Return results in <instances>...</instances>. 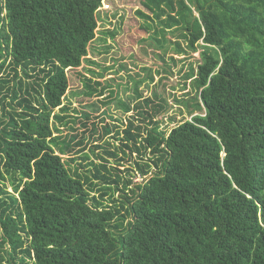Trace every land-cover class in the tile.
<instances>
[{
  "label": "trees",
  "instance_id": "obj_1",
  "mask_svg": "<svg viewBox=\"0 0 264 264\" xmlns=\"http://www.w3.org/2000/svg\"><path fill=\"white\" fill-rule=\"evenodd\" d=\"M139 1L164 71L200 52L192 118L155 92L68 137L104 0H0V264H264V0Z\"/></svg>",
  "mask_w": 264,
  "mask_h": 264
},
{
  "label": "rangeland",
  "instance_id": "obj_2",
  "mask_svg": "<svg viewBox=\"0 0 264 264\" xmlns=\"http://www.w3.org/2000/svg\"><path fill=\"white\" fill-rule=\"evenodd\" d=\"M139 8H143L139 0L137 2L135 0H104L97 36L91 43L90 54L86 58L93 59L95 63L86 61L77 69L68 71L71 84L64 102L71 108L66 113L74 116L76 121L77 118L81 120L78 122L71 120L67 124H61L63 136L70 137L76 134L77 127L79 132L88 131L80 124L81 121L97 122L101 126L104 118L111 122L109 118L111 114L118 118H125L129 112L125 111L121 102L132 108L141 96L146 97L155 92L164 93L172 104V108L161 116L164 119L162 126L167 131L183 120L192 118L188 109L176 101V99H187L193 96V93L188 94V90L183 89V73L179 74L178 71L183 65L186 70L188 62L199 59L200 52H194L193 56L190 55L184 62H178L172 71L169 68L168 72L164 71L166 64L159 57L153 56L155 48L150 45L153 42L150 33H153L155 27H152L148 33L142 30L141 23L143 24L145 20L138 15ZM109 31L114 33L113 36L109 35ZM168 36L177 40L171 35ZM142 37L150 40L144 43L137 41ZM165 55L168 60L171 56L177 59L184 57L174 51ZM148 67L151 71L145 70ZM90 69L103 75L93 74L89 71ZM81 73L93 80L101 81L102 86L99 88L101 90L93 95H86ZM149 74L153 75V80L147 78ZM140 80L142 82L139 85V92H136L135 82ZM6 109H9V106ZM84 113H90L92 117L87 120ZM170 117L174 119L170 120ZM68 155L63 154L65 158H68ZM8 188L12 190L13 187L9 185ZM118 194L119 192L116 196Z\"/></svg>",
  "mask_w": 264,
  "mask_h": 264
},
{
  "label": "built area",
  "instance_id": "obj_3",
  "mask_svg": "<svg viewBox=\"0 0 264 264\" xmlns=\"http://www.w3.org/2000/svg\"><path fill=\"white\" fill-rule=\"evenodd\" d=\"M136 180L137 181H140V180H142V178L138 176Z\"/></svg>",
  "mask_w": 264,
  "mask_h": 264
}]
</instances>
